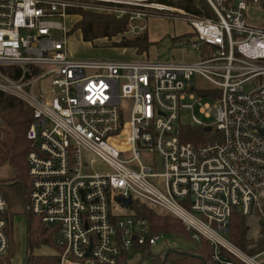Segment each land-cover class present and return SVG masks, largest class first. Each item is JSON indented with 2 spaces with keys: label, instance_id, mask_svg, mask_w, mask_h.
<instances>
[{
  "label": "built area",
  "instance_id": "obj_1",
  "mask_svg": "<svg viewBox=\"0 0 264 264\" xmlns=\"http://www.w3.org/2000/svg\"><path fill=\"white\" fill-rule=\"evenodd\" d=\"M79 2L130 14L129 30L147 29L152 16L182 18L199 59L75 58L68 20ZM208 2L215 17L154 0H0V91L33 109L26 211L58 227L60 264H122L134 246L156 245L162 233L135 201L206 238L215 264H262L264 251L229 239L235 210L264 217V29L245 15L261 0ZM184 125L206 134L184 141ZM7 210L0 191V259L10 249Z\"/></svg>",
  "mask_w": 264,
  "mask_h": 264
},
{
  "label": "trees",
  "instance_id": "obj_2",
  "mask_svg": "<svg viewBox=\"0 0 264 264\" xmlns=\"http://www.w3.org/2000/svg\"><path fill=\"white\" fill-rule=\"evenodd\" d=\"M158 3L172 5L187 12L215 17V11L208 0H154ZM70 11V10H69ZM130 17L109 16L99 13H85L83 20L77 24L85 41H93L100 37L111 38L121 34L122 40L116 42L117 46L134 48L137 53H146L155 42L150 41L148 31L144 30L133 37H126ZM124 34V36H123ZM191 34L185 33L172 38L182 45L189 42ZM207 95V92L202 93ZM33 120V109L21 99L0 91V167L6 166L9 179H1L0 191L6 197L8 210V232L10 236V249L8 254L0 259V264H13L14 252V227L13 218L17 214L11 210L16 205V198L11 195L18 187L27 206L30 190V177L28 175L27 154L31 149V142L27 137V130ZM184 141L196 142L204 136L205 130L194 125L182 126ZM131 208L135 214L146 218L152 229V233H173L181 237L190 238L195 246L193 248L177 249L168 247L163 250L151 264H162L163 261H172L177 264H215L211 255L212 247L206 238L196 240L185 224L178 217L166 212H160L155 207L140 201H135ZM26 211V210H25ZM27 212V211H26ZM28 221L27 229V259L26 264H60L58 250L54 255H35L34 247L48 245L57 248L55 238L58 227L49 226L40 221V218L25 213ZM229 239L243 251L254 255L264 251V217L256 214H243L235 210L230 217ZM142 252H147L151 246L144 244L134 246ZM127 255H123L120 262H124ZM234 264H246L233 256Z\"/></svg>",
  "mask_w": 264,
  "mask_h": 264
},
{
  "label": "rangeland",
  "instance_id": "obj_3",
  "mask_svg": "<svg viewBox=\"0 0 264 264\" xmlns=\"http://www.w3.org/2000/svg\"><path fill=\"white\" fill-rule=\"evenodd\" d=\"M69 20L68 26L70 27L68 32V52L75 58L83 59H112V60H129L138 61L147 59L149 61H160V62H191L199 59V53L188 45H182L172 39L170 46H163L161 44H155L150 47L146 53H137L133 48L117 46L116 42L122 40V35L118 34L111 38L100 37L93 41H85L82 37V33L79 29L75 30L80 20H83L85 13H99L109 16H115V12L108 11L103 8L96 6L84 5L83 2H79L76 6L69 9ZM253 12V16L256 23L250 24L256 28L264 29V6H253L247 9V20L251 19L250 13ZM130 17V14H126ZM138 23L141 20H136ZM147 30L149 39L156 37L167 36L173 38L174 36L189 33L190 26L186 20L182 18H167L162 16H152L147 21ZM131 24H129V29ZM125 32L126 37H133L137 33L144 30L135 28ZM123 34V36H124ZM195 113L207 121L208 118L204 117L199 113L196 108ZM182 117L185 122L191 123V110L182 109ZM208 122V121H207ZM145 162V159L142 158ZM1 179L8 180V170L6 166L0 167V182ZM11 195L16 198V205L12 206L11 210L16 212L13 218L14 227V252L12 256L13 264H26L27 259V229L28 221L27 213L25 210L26 202L23 199V195L20 193L18 187L15 189V193ZM120 208L118 211H122ZM225 236V234H224ZM56 238V236H54ZM194 242L188 237H181L173 233H162L160 240L156 245L152 246L147 252H142L138 249H131L130 255L123 264H151L152 261L159 256V254L167 249L173 247L177 249L193 248ZM33 253L35 255H54L57 253V248L49 247L48 245H42L40 247H34ZM262 260V258H259Z\"/></svg>",
  "mask_w": 264,
  "mask_h": 264
},
{
  "label": "crops",
  "instance_id": "obj_4",
  "mask_svg": "<svg viewBox=\"0 0 264 264\" xmlns=\"http://www.w3.org/2000/svg\"><path fill=\"white\" fill-rule=\"evenodd\" d=\"M260 6L262 5V6H264V0H261V2H260V4H259ZM259 5L258 4H251V5H249L248 7H247V9L248 8H250V7H253V6H258L259 7ZM247 9H246V11H247ZM245 11V12H246ZM245 15H246V18H247V13H245ZM250 15H251V19L249 20V22L248 23H250V24H253L254 25V23H256V20H255V18H254V16H253V12H251L250 13ZM248 21V20H247ZM182 35V34H181ZM177 36H179V35H177ZM174 37H176V36H174ZM173 37V38H174ZM166 38H168L166 35L165 36H160V37H156V38H154V39H151L150 41H153V42H155V44H161V45H163V42L166 40ZM172 39V38H171ZM155 44H153V45H155ZM152 45V46H153ZM151 46V47H152ZM164 46V45H163ZM134 49V48H133ZM135 50V49H134Z\"/></svg>",
  "mask_w": 264,
  "mask_h": 264
},
{
  "label": "water",
  "instance_id": "obj_5",
  "mask_svg": "<svg viewBox=\"0 0 264 264\" xmlns=\"http://www.w3.org/2000/svg\"><path fill=\"white\" fill-rule=\"evenodd\" d=\"M171 43H172V39L168 37V38H166V40L163 42V45L168 47V46L171 45ZM131 202H132V199H131V198L123 199V203H124L125 205H127V206H129V205L131 204ZM88 251H90V247H89ZM87 255H88V254H87ZM88 264H98V263L90 262V263H88ZM122 264H123V263H122ZM262 264H264V259L262 260Z\"/></svg>",
  "mask_w": 264,
  "mask_h": 264
}]
</instances>
